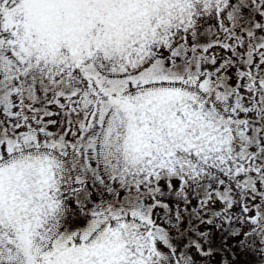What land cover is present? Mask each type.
I'll return each mask as SVG.
<instances>
[{
  "label": "snow or ice",
  "instance_id": "6c2138e0",
  "mask_svg": "<svg viewBox=\"0 0 264 264\" xmlns=\"http://www.w3.org/2000/svg\"><path fill=\"white\" fill-rule=\"evenodd\" d=\"M0 264H264V0H0Z\"/></svg>",
  "mask_w": 264,
  "mask_h": 264
},
{
  "label": "rangeland",
  "instance_id": "374dc122",
  "mask_svg": "<svg viewBox=\"0 0 264 264\" xmlns=\"http://www.w3.org/2000/svg\"><path fill=\"white\" fill-rule=\"evenodd\" d=\"M161 212H162V210H161ZM217 259H219V257H217Z\"/></svg>",
  "mask_w": 264,
  "mask_h": 264
}]
</instances>
